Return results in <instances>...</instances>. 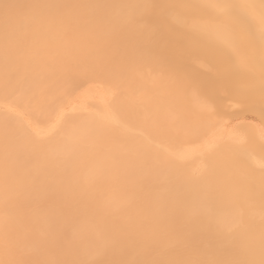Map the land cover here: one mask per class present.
I'll return each mask as SVG.
<instances>
[{"label": "bare ground", "instance_id": "1", "mask_svg": "<svg viewBox=\"0 0 264 264\" xmlns=\"http://www.w3.org/2000/svg\"><path fill=\"white\" fill-rule=\"evenodd\" d=\"M0 264H264V0H0Z\"/></svg>", "mask_w": 264, "mask_h": 264}]
</instances>
